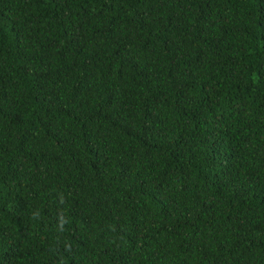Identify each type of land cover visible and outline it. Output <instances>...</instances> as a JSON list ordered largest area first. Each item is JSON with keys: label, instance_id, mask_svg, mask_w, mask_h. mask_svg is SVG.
<instances>
[{"label": "trees", "instance_id": "obj_1", "mask_svg": "<svg viewBox=\"0 0 264 264\" xmlns=\"http://www.w3.org/2000/svg\"><path fill=\"white\" fill-rule=\"evenodd\" d=\"M0 264H264V0H0Z\"/></svg>", "mask_w": 264, "mask_h": 264}]
</instances>
